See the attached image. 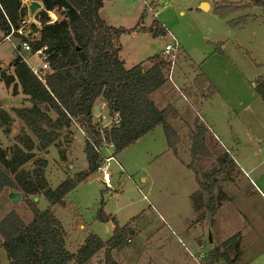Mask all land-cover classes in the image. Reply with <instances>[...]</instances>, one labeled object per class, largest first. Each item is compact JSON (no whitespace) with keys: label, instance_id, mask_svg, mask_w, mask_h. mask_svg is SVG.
Segmentation results:
<instances>
[{"label":"rangeland","instance_id":"rangeland-1","mask_svg":"<svg viewBox=\"0 0 264 264\" xmlns=\"http://www.w3.org/2000/svg\"><path fill=\"white\" fill-rule=\"evenodd\" d=\"M201 2L208 7L202 9ZM24 3L28 6L26 18L40 27L35 15L43 8L31 14L32 0ZM228 9L236 13L222 16L220 12ZM100 14L108 25L128 30L120 40V56L127 68L143 61L149 68L154 62L147 60L157 55L173 61L165 70L168 82L151 98L160 109L175 106L183 117L171 121L180 136L178 156L169 149L162 126H157L116 153L125 177L120 179V169L112 163V188L102 183L97 170L66 195L65 206H52L43 194L27 198H34L42 211L52 210L72 254L89 234L103 241L113 236L114 223L98 218L102 210L128 230V245L113 252L119 264H200L196 256L201 254L205 255L201 262L207 264L211 250L238 232L242 244L235 264H264V101L256 92L257 84L264 80L263 9L248 0H104ZM54 15L57 20L63 18ZM155 21L165 34H153ZM37 32L30 38H38ZM173 37L178 43L176 50L166 55L165 46L175 43ZM16 44H20L17 36L0 44V110L14 118L11 133L0 126V147L10 151L16 145L24 147L25 136L39 144L13 113L14 108L29 107L30 103L22 94L13 95L12 87L1 77L2 73L13 74ZM27 58L32 65L41 64L32 54ZM201 73L208 80L204 87L200 86L204 80ZM102 102H97L102 109L95 120L104 128L112 117ZM196 120L208 129L211 157L192 158L190 132ZM81 130L74 124L69 131H61L59 143L65 160L57 146L35 151L37 158L48 162L46 178L53 189L88 168L86 137ZM223 154H228L229 163L216 177V213L208 206L197 212L192 196L201 192L200 183L210 182L208 177L218 170V157ZM34 166L31 162L24 168L32 170ZM13 192L21 193L16 203L10 199L9 189L0 195V222L16 212L29 225L33 214L26 196L22 191ZM208 200L205 194L204 205ZM2 242L0 235V264H10ZM104 262L102 251L85 264Z\"/></svg>","mask_w":264,"mask_h":264},{"label":"trees","instance_id":"trees-1","mask_svg":"<svg viewBox=\"0 0 264 264\" xmlns=\"http://www.w3.org/2000/svg\"><path fill=\"white\" fill-rule=\"evenodd\" d=\"M39 1L43 5V9L35 15L40 23L39 36L35 39L24 37L23 40L30 43L33 53L42 50L47 56L50 70L45 82L39 80L30 66L17 55L11 65L13 74H1L6 85L12 87L13 95L22 94L30 103L29 107L14 108L13 113L23 121L39 144L25 136L22 140L24 147L16 145L11 151L0 147V195L6 189L22 191L33 221L27 225L16 212L9 213L0 222L2 247L10 264H85L102 251L105 253L104 264H119L113 252L128 245V230L127 227H120L115 217L107 216L100 210V221L114 223L113 236L103 241L96 234H89L72 254L66 248L62 226L52 210L38 209L34 198L27 197L43 194L52 206H65L66 195L101 166L93 143L101 145L104 140L114 143L116 153H120L157 126H162L168 147L178 156L176 147L180 136L171 121L181 119V115L172 105L158 108L151 98L168 82L165 70L172 62L157 55L147 60L154 62L149 68L144 67V62L127 68L120 56V40L128 30L110 26L101 18L104 0ZM248 1L264 11V0ZM219 9L224 11L226 8ZM54 12L63 18L53 21L51 13ZM220 13L226 16L236 11L228 9ZM27 14L28 6L23 0H0V44L11 34L12 28H20ZM154 25L156 28L153 26L151 30L155 36L165 34V29H158L159 21H155ZM199 76L204 77L202 73ZM207 82L204 77L200 86L203 84L201 87H204ZM256 92L264 101V80L257 84ZM99 100L107 105L110 117L119 114V126L101 128L94 115ZM12 124L13 117L0 110V126L5 133H11ZM74 124L85 132L84 151L88 168L53 189L46 178L48 162L45 158H37L35 151L57 146L65 160L59 143L61 131H69ZM190 133L192 158L211 157L208 129L196 120ZM228 154L218 157V170L208 177L209 183H200L201 192L192 196L197 212L208 206L212 214L216 213L217 208L213 206L216 177L228 165ZM31 162L34 168L26 170L24 167ZM205 194L209 198L206 205ZM241 239L242 233L238 232L214 247L207 264L220 261L235 264L241 254Z\"/></svg>","mask_w":264,"mask_h":264},{"label":"built area","instance_id":"built-area-1","mask_svg":"<svg viewBox=\"0 0 264 264\" xmlns=\"http://www.w3.org/2000/svg\"><path fill=\"white\" fill-rule=\"evenodd\" d=\"M51 16H52L53 21L57 20L56 18H54V16H55L54 13H51ZM30 29H31V23L27 18H25L21 21V26L19 29L14 30L12 28L11 34L6 37V40H9L11 37H13V34L19 36L20 44L14 45L16 55L18 57L22 58L30 66L31 70L34 72V74L38 77L39 80H41L42 82H45L46 74L50 70V67L46 61L47 56L45 54H43L42 50H39L36 53H33L30 43L28 41L23 40L24 37L30 38V36H29L30 32H28ZM173 40L175 41V43H172L170 45L165 46L164 54L172 55L173 52L176 50V46L178 43L174 37H173ZM27 54H32L33 56H36L37 58H39L41 60V64L39 66L32 65L31 61H29L27 58ZM171 62H173V61L171 60ZM119 125H120V117H119V114H116L103 127L104 128H111L113 126H119ZM81 132L83 134H85V132L83 130H81ZM93 146H94L95 151L97 152V154L99 155V157L101 159V166L98 169L99 177H100L102 183L107 188H112L113 172L110 169L112 163H115L116 165H118V167L120 169V171H119L120 172V179L122 180L125 177L124 176L125 170L120 165L119 161L116 158L115 145L112 142H108V141L104 140L101 145H96L93 143ZM196 259L198 262H200V264H203L201 261L203 259H205V255L201 254L199 256H196Z\"/></svg>","mask_w":264,"mask_h":264},{"label":"water","instance_id":"water-1","mask_svg":"<svg viewBox=\"0 0 264 264\" xmlns=\"http://www.w3.org/2000/svg\"><path fill=\"white\" fill-rule=\"evenodd\" d=\"M43 8V5H42V3L40 2V1H35V0H32V3H31V6H30V12H31V14H34L35 13V10L38 8ZM208 7V3H206V2H202V4H201V8L202 9H206ZM66 12H68V11H66ZM38 30H37V26H36V24H34V23H32L31 24V33L29 34V35H31V34H33V33H36ZM101 106H96V108H95V112H94V115H98V114H100V112H101ZM9 197H10V199L14 202V203H16V202H18L19 201V199L21 198V193H19V192H13L11 189H10V193H9Z\"/></svg>","mask_w":264,"mask_h":264},{"label":"crops","instance_id":"crops-1","mask_svg":"<svg viewBox=\"0 0 264 264\" xmlns=\"http://www.w3.org/2000/svg\"><path fill=\"white\" fill-rule=\"evenodd\" d=\"M201 4H202V2H201ZM209 5V4H208ZM211 7V6H210ZM38 29H40V27H37ZM37 35L39 36V32H37ZM122 59V58H121ZM124 62H125V60H123ZM144 62V61H143ZM142 63V62H141ZM125 66H126V62H125ZM134 67V66H133ZM151 67V66H150ZM157 92V91H156ZM154 94V93H153ZM153 100V99H152ZM154 101V100H153ZM103 103V102H102ZM175 107V106H174ZM176 108V107H175ZM177 109V108H176ZM3 110V109H2ZM105 110V108L103 109V111ZM4 111H6V110H4ZM9 113V112H8ZM10 114V113H9ZM11 116H12V114H10ZM181 115V114H180ZM13 117V116H12ZM183 119V117H182V115H181V119L180 120H182ZM23 122V121H22ZM13 123H14V118H13ZM25 125V124H24ZM12 126H13V124H12ZM157 128V127H156ZM11 130H12V127H11ZM155 129H153L152 131H150L149 133H147L144 137H142L141 139H143V138H145L147 135H149V134H151L153 131H154ZM140 139V140H141ZM220 140V139H219ZM221 142V141H220ZM52 147V146H51ZM54 147H56V146H54ZM50 148V147H49ZM48 148V149H49ZM47 149V150H48ZM170 149V148H169ZM171 151V150H170ZM92 177V176H91ZM91 177H89V179H87V180H85V181H88V180H90V178ZM143 181H145V180H143ZM214 225H215V221H214ZM223 244V243H222ZM217 246H219V245H217ZM216 247V246H215Z\"/></svg>","mask_w":264,"mask_h":264}]
</instances>
